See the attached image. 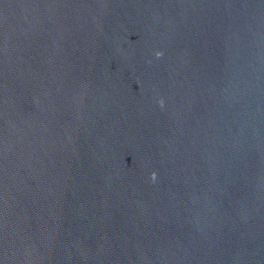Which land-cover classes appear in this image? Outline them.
<instances>
[{
  "label": "water",
  "instance_id": "obj_1",
  "mask_svg": "<svg viewBox=\"0 0 264 264\" xmlns=\"http://www.w3.org/2000/svg\"><path fill=\"white\" fill-rule=\"evenodd\" d=\"M0 264H264V0H0Z\"/></svg>",
  "mask_w": 264,
  "mask_h": 264
}]
</instances>
